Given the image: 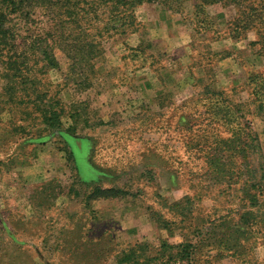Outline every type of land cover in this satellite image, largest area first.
<instances>
[{
	"label": "rangeland",
	"instance_id": "1",
	"mask_svg": "<svg viewBox=\"0 0 264 264\" xmlns=\"http://www.w3.org/2000/svg\"><path fill=\"white\" fill-rule=\"evenodd\" d=\"M207 11L211 23L203 24L190 3L183 14L144 4L135 27L106 38L105 59L89 88L67 76L70 62L57 48L60 69H49L46 78L60 86L70 136L10 113L0 76V264H131L134 258L147 264L164 242L188 241L197 254L185 264H238L217 252L248 209L240 190L247 167L257 178L264 173V119L245 105L250 79L264 72V54L250 45L253 32L231 37L234 8L215 4ZM235 133L238 143L219 148ZM34 134L45 136V144ZM235 147L247 152L235 156ZM219 161L238 172L241 184L217 182ZM96 186L127 195L87 203ZM137 244L136 255L125 257ZM249 247L240 248L243 260L264 264L263 237L251 253Z\"/></svg>",
	"mask_w": 264,
	"mask_h": 264
},
{
	"label": "trees",
	"instance_id": "2",
	"mask_svg": "<svg viewBox=\"0 0 264 264\" xmlns=\"http://www.w3.org/2000/svg\"><path fill=\"white\" fill-rule=\"evenodd\" d=\"M189 3L193 6L195 18L199 19L197 23L203 24L211 23L207 11L209 6L221 4L226 8H234L236 15L229 22L231 37L247 39V35L253 32L256 40L250 45L257 49L258 55L264 54V0H0V76L5 83L2 96L8 101L9 112L16 110L22 116L38 120L48 132L72 135V128L66 130L64 127L63 118L70 115L60 98V86L46 78L49 69H60L56 49L60 48L70 62L67 76L75 80L77 85L89 88L98 74L97 64L105 59L106 38L123 29L135 27L136 11L141 6L155 4L170 14H183ZM40 17L45 21L44 28L40 27ZM202 79L203 77L198 81ZM249 85L248 102L245 105L254 107V111L250 110L251 115L264 119V72L252 77ZM229 115L226 114L224 119L233 122L234 118ZM21 121L28 122V118L21 117ZM39 122L36 121L37 126ZM20 127L26 130L28 126ZM33 137L39 145L45 144V136L42 134L38 137L34 134ZM248 137H251L250 134ZM203 138L204 136L200 138V143ZM29 141L31 140L26 138L25 144ZM239 141V135L235 133L232 140H220L219 148L229 142L236 144ZM250 142L246 146L251 152H247V148L241 151L235 147L234 155L238 156L246 151L250 158L254 151ZM195 145L199 147L200 144ZM68 155L71 158V152L68 151ZM214 167L219 175L217 182L224 181L231 187L241 184L235 178L238 173L235 170L227 171V167L220 161ZM255 171L253 167H247V180L240 189L245 195L244 199L248 201V209L240 214L239 222L231 228V239L223 244L227 245L226 248L217 252L221 256L234 258L238 264H258L253 263L255 259L252 258L250 261L243 260L240 248L250 245L247 251L251 253V247H255L261 237L264 239V173L257 178ZM126 195L121 189L96 186L89 190L86 201L118 199ZM163 223L166 228L171 224L167 220H163ZM140 248L142 245L137 244L125 257L136 255V249ZM172 250L177 252L170 254L164 263L165 255ZM194 254H197V247L189 241L176 246L164 242L157 256L148 257L146 262L193 263ZM131 264L140 262L134 258Z\"/></svg>",
	"mask_w": 264,
	"mask_h": 264
}]
</instances>
